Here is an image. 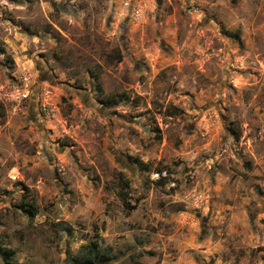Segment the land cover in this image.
I'll return each instance as SVG.
<instances>
[{
  "label": "rangeland",
  "instance_id": "1",
  "mask_svg": "<svg viewBox=\"0 0 264 264\" xmlns=\"http://www.w3.org/2000/svg\"><path fill=\"white\" fill-rule=\"evenodd\" d=\"M8 2L19 11L31 13L37 0H8ZM45 3L47 8L41 11L47 12V20L51 21L46 24L45 31L53 39L56 36L60 37L57 48L51 50L52 59L60 71L74 60H83L90 61V66L100 72L104 67L122 63L127 56L134 69L138 65H143L146 71L152 73L154 91L151 100L142 94L146 87L143 76L137 77L135 84L127 87L131 83L127 76L121 77L122 82H117L111 79L110 72L101 73L108 79L111 87L105 102L119 98L124 101L126 107L143 109L139 112H122L119 111L120 105H117L110 111V115L114 116L115 120L107 121V131L111 134L116 121H119V127H128L130 136L138 135L132 127L137 121L125 117H142L144 122L138 125L139 128L152 134V139L160 145L162 151L167 149L181 157L173 161L174 167H179L185 162L183 153L190 150V138L199 125L203 124L204 130L207 131L210 129V122L207 105L195 104L201 88L193 85L192 79L183 81L184 88L177 87L182 82L180 76L176 77L174 83H167L170 71L181 72L187 78L189 72L186 69H189L195 73L196 84L205 86L211 83L204 76L208 68L206 57L211 56L213 49L224 55L225 48H228L231 49L226 54L228 66L223 72L226 76L230 73L235 74L232 82L227 84L229 89L235 92L248 86L260 88L259 84L252 85V80L259 82L264 78V0H226L224 4L217 3V0H183L182 7L180 0H111V9H104L108 14L103 21L98 19L99 9L93 8L89 11L87 0H80L73 6H70L67 0H60L59 3L57 0H45ZM48 9L51 11L48 12ZM79 12L86 13V20H93V16L97 17L93 22L109 35L113 30L120 29V46L104 51L102 38L98 37L97 51L93 52L92 56L80 53L79 49L64 48L61 41L66 38V30L55 22L53 16L58 18L60 13H64L75 17ZM4 19L17 31L9 35L0 24V56L3 57V60H0V70H2L0 71V160L6 155L4 149L9 146L15 148L24 157L36 159L43 156L49 164L52 162L50 159L52 153H55L58 159L73 165L82 178L79 188H73V191H81L84 194L89 191L95 192L100 188L107 194L108 203L123 205L127 215L131 216L133 211L140 208L145 196L143 193L134 194L136 190L131 187L132 181L125 177L123 170L127 169L132 176H135L137 172L150 170L151 162L149 161L146 167L141 161L140 154L135 153L131 146L125 149V161H118L111 148H108L107 154L112 157L117 169H120L111 180L105 178L100 165L95 162L89 163L92 159L88 155L89 145L99 143L98 140L93 139L99 130L93 129L92 122L83 114L82 110L87 109L88 105L84 103L76 87H73L75 84L83 88L84 82L73 80L69 83L67 79L59 77L56 83L45 80L43 83L44 88L48 90L47 95L38 90L21 97L23 91L21 84L25 74L31 68L39 67L31 56L32 49L27 47V42L40 37H33L32 28L26 26L24 20L18 21L12 13H8ZM242 20L244 22H241ZM124 32H130L133 40L147 38L150 41L144 44L136 63L132 62L133 58L128 54V45L132 41L128 44L124 43ZM5 36L7 39L4 38ZM185 45L191 46L177 54V49ZM83 47L82 44L81 48ZM20 52L25 53L23 58L19 55ZM37 55L43 58L46 53ZM244 56H247L243 60L246 66L233 67L237 63L236 57ZM193 87L195 91L191 90ZM137 88L140 91H137ZM260 93L257 100L264 99V88H260ZM247 99L246 92L245 102ZM165 100L167 103L164 102ZM202 107L204 114L198 117V121L189 119V122L183 125L184 139L170 134V122L183 121L185 117H191L193 111L200 113ZM20 109L24 110L23 114ZM261 111L264 112V109ZM80 117L83 118V123L80 122ZM217 119L222 125L223 117L218 111ZM60 124L63 127H59ZM233 125L232 130L237 141L244 135H250L244 131L247 125L241 126L238 121H234ZM100 134L103 135L102 132ZM34 137L46 138V147L40 148ZM29 144L33 147L28 148ZM233 155L237 154L233 153ZM32 159L28 161L29 167H33ZM237 159H241V170L233 169L235 175L232 179L239 177L240 182L250 189V193L241 189L235 200L225 198L222 201L210 196L203 216L199 210L189 212L185 202L177 201L168 205L167 210L173 219L172 223L165 227V231H161L160 223L149 220L145 215L129 226L134 229L130 236L118 235L110 244L101 236L102 232L107 231V221L93 222L90 234L78 233L79 238L84 239L86 243L76 249H66L62 264H264V228L260 227L264 225V172L250 153L247 154L246 159L240 156H237ZM128 163L135 164V167H127ZM39 166L38 161L37 167ZM4 167L7 171L0 168V180H4L5 184L10 183L13 189H20L24 193L32 192L26 179H20L23 173L15 166L14 161L9 160ZM160 170L159 167L156 169L157 172ZM168 171L171 174V169ZM190 171L188 167L184 168L185 173ZM51 176L57 194L60 195V201H56L53 197L41 207L35 197L30 202L22 198L18 203H14L11 199H0V205H5L6 211L11 213V217L0 214V246L15 251L13 264H21L22 257L19 254L18 242L24 238L25 229L33 227V221L37 217L42 225L48 226L47 236L51 242L49 246L55 242L53 234L63 231L71 238V229L64 228L69 222L66 217L71 212V204L68 208L63 206L64 194L68 193L71 184L69 179L71 173L67 169L55 167L51 169ZM61 181L68 183L62 185ZM165 182L166 178H163L157 184ZM172 182L174 185L177 184L175 180ZM191 184L192 178L189 176L186 187ZM87 185H91V189ZM144 187L147 191L148 186ZM61 188L63 192L60 191ZM40 191L42 190L37 189V194ZM170 191L175 194V187ZM0 192L3 197L12 195L7 187L0 189ZM245 195L254 198L245 201L242 199ZM105 199L102 196L101 203H104ZM217 204H221L224 211H220L219 207H216ZM234 204H238L240 210L233 209ZM28 205L36 209L34 216L25 211L24 207ZM156 207L163 210L165 203L159 202ZM17 214L24 219L22 227L13 226L19 225ZM103 214L107 215V212ZM221 217L224 219L221 220ZM75 223L78 228L87 227L86 222L81 223L79 218ZM93 243H97L100 256H105L107 260L93 263L85 261ZM0 264H6L1 253ZM50 264H55V260Z\"/></svg>",
  "mask_w": 264,
  "mask_h": 264
},
{
  "label": "clouds",
  "instance_id": "2",
  "mask_svg": "<svg viewBox=\"0 0 264 264\" xmlns=\"http://www.w3.org/2000/svg\"><path fill=\"white\" fill-rule=\"evenodd\" d=\"M59 2L60 0H57V3ZM67 2L70 6H73L79 3L80 0H67ZM87 3L89 11L93 8L99 9V21H103L108 14L104 9H111V0H87ZM217 3L224 4L226 0H217ZM180 6H183V0H180ZM45 8H47L45 0H37L33 11L26 13L17 10L14 5L9 4L8 0H0V24L3 25L9 35L17 31L4 19L8 13H12L18 21L24 20L25 25L32 28L33 37H40L39 39H30L27 42V47L32 49L31 56L39 67L31 68L25 74L21 84L23 89L21 97L38 90L47 95L48 90L44 88L43 83L45 80H51L52 83H56L59 77L60 79H67L69 83H72L73 80L84 82L83 88L75 84H73V87H76L84 103L88 105L87 109L82 110L83 114L92 122L91 127L99 130L93 138L98 140L99 143L89 145L88 155L92 157L89 163L95 162L100 165L101 170L105 173V178L111 180L112 176L120 169H117L116 165L113 164V159L107 154L106 149L111 148L115 159L123 162L126 156L125 149L131 146L135 153L140 154L141 161L144 162L146 167L148 162H151V169L143 173L137 172L135 176H132L127 169L123 170L125 177L130 178L132 181L131 187L136 190L134 194L140 195L143 193L145 196L141 201L140 208H137L132 212L131 216H128L127 210L124 209L123 205L108 203L107 194L100 188L95 192L89 191L84 194L81 191H73V188H79L82 178H80L79 172L73 165L58 159L55 153H52L50 157L52 162L49 164L43 156L32 159L31 157L22 156L21 153H18L11 146L4 149L6 155L3 160H0V168H4L6 172L7 169L4 165L9 160L14 161L15 166L20 168L23 173L20 179H26V182L32 188V192L24 193L20 189H13L10 183L5 184L4 180H0V189L7 187L12 192L10 197H3L2 192H0V199H11L14 203H18L22 198H26L30 202L35 197L36 202L41 204V207L53 197L56 201H60V195L57 194L56 185L51 176V169L60 167L61 169H67L71 173L69 178L71 184L69 185L68 193L64 194L63 199L64 208H68L71 204V212L66 217L69 222L64 225L65 229H71V238L63 231L59 234H53L55 242L49 246L51 242L47 236L48 226L42 225L38 217L35 218L33 227L25 229L24 238L18 242L19 254L22 257L21 264H50L52 260H55V264H62L65 260L66 249H76L86 243L84 239L79 238L78 233L80 235L84 233L90 234L93 222L107 221V231L102 232L101 236L110 244L118 235L130 236L134 229L129 226L135 224L145 215L149 217V220L160 223L161 231H165V227L171 224L173 219L167 210L168 205L177 201L185 202L188 205L189 212L199 210L201 216H203L208 207L210 196H215L222 201L225 198L235 200L241 189L246 193H250V189L240 182L239 177L235 180L232 177L235 175L233 169L236 171L241 170V159H237V156L246 159L249 153L253 155L255 163L259 164L261 171L264 172V112L261 111V109H264V99L257 100V96L261 94L260 88H264V78L259 82L252 80V85L259 84L260 88L248 86L235 92L229 89L227 84L232 82L235 74L230 73L226 76L223 72V69L228 66L226 54L231 51L228 48H225L224 55L213 49L211 56L206 57L208 68L205 70L204 76L211 83L205 86L196 84L195 73L189 69H186L189 72L187 78L181 72L174 73L170 71L167 83H174L176 77L180 76L182 82L177 87L184 88L185 83L183 81L192 79L193 85L201 88L197 94L195 104L199 106L207 105L209 109L207 115L210 122V129L207 131L204 130L203 124L199 125L194 135L190 138V150L183 153L185 162L179 167H174L173 161L181 157L167 149L162 151L160 145L152 139V134L147 133L145 129L139 128L138 125L144 122L142 117H125L126 119L137 121L132 127L138 132V135L130 136L128 127H119V121H116V126L111 134L107 131V121L110 119L115 120V117L110 115V111L116 108L117 105H120L119 111L122 112H139L143 111V109L126 107L124 106V101L119 98L111 102H105L111 92V87L108 79L101 73L110 72L111 79L117 82H122L121 77L127 76L131 81L127 87L133 86L136 78L143 76L146 87L142 94L149 100L153 98L154 91L152 73L146 71L143 65H138L134 69L132 64L129 63L127 56L122 63L104 67L100 72L90 66V61L86 62L83 60H74L63 71H60L51 55V50L57 48V41L60 40V37L56 36L53 39L45 31L46 24L51 23V21L47 20L48 13L41 11ZM50 11L51 9H48V12ZM85 16V12H79L75 17L64 13H60L58 18L55 15L53 16L55 22L61 24L66 30V38L61 41L64 48L79 49L80 53L92 56L93 52L97 51L96 41L98 37L102 38L101 42L104 45V51H110L120 46V29L113 30L109 35L102 27L93 22L97 17L93 16V20H86ZM241 22H244V20ZM4 38L7 39L6 36ZM123 40L125 44L132 41L128 45V54L133 58V63L137 62L140 52L143 51L144 44L150 42L147 38L133 40L130 32H124ZM82 44L84 45L83 48H81ZM190 46L185 45L177 49V54H180ZM38 53H46V55L41 58L37 55ZM80 53H77V55ZM19 55L23 58L25 53L20 52ZM246 58L247 56L236 57L237 63L233 67H245L243 60ZM0 60H3L2 56H0ZM191 90L195 91V87ZM137 91H140V89L137 88ZM246 92L248 93L247 102H245ZM169 98L171 99L172 97ZM164 102L167 103L166 100ZM176 102L179 103V101ZM77 107L79 108V105ZM20 111L23 114L24 110L20 109ZM217 111L223 117L222 125L217 119ZM203 114L202 107L200 113L193 111L192 116L185 117L183 121L170 122V134L176 138L184 139L183 125L188 123L189 119L198 121V117ZM79 119L83 123V118L80 117ZM234 121H238L241 126L247 125L244 131L250 135H244L237 141L232 130ZM59 127H63V125L60 124ZM101 132L103 135L100 134ZM109 135H111V139H109ZM33 139L40 148L46 147V138L34 137ZM32 147L31 144L28 145V148ZM49 151L51 152V149ZM233 153L237 155L234 156ZM29 159H32L33 167L28 166ZM38 161L40 163L39 167H37ZM127 167L134 168L135 164L128 163ZM158 167L161 169L159 172L156 171ZM185 167H188L191 171L185 173ZM169 169H171V174L168 171ZM189 176L192 178V184L186 187ZM163 178H166V182L157 184ZM173 180L177 181V184L174 185ZM61 183L63 185L68 182L61 181ZM145 185L148 186L147 191H145ZM87 187L91 189V185H87ZM174 187L176 189L175 194L170 191ZM37 189L42 191L37 194ZM60 191L63 192V188ZM102 196L106 198L104 203L100 201ZM251 198L254 197L245 195L242 199L246 201ZM159 202L165 203V209L161 210L156 207ZM216 207H219L220 211H224L221 204H217ZM0 209H4V211H0V214L11 217V213L6 211L5 205H0ZM233 209L240 210L239 205L234 204ZM105 212H107V215L103 214ZM77 218H79L81 223L86 222L87 227L78 228L77 223H75ZM16 219L19 221V225L14 224L13 226L22 227L24 224L23 217L17 214ZM220 219L223 220L224 218L221 217ZM257 223L259 224V220H257ZM260 227L264 228V225H260Z\"/></svg>",
  "mask_w": 264,
  "mask_h": 264
},
{
  "label": "trees",
  "instance_id": "3",
  "mask_svg": "<svg viewBox=\"0 0 264 264\" xmlns=\"http://www.w3.org/2000/svg\"><path fill=\"white\" fill-rule=\"evenodd\" d=\"M24 209L31 216L35 215L36 209L33 206L28 205L25 206ZM0 253L3 255L6 264H13L12 260L15 255V251L13 249L0 246ZM104 259L107 260L108 258H105V256H100V250H98L97 243H93L88 258H86L85 261L88 263H93L95 261H102Z\"/></svg>",
  "mask_w": 264,
  "mask_h": 264
}]
</instances>
